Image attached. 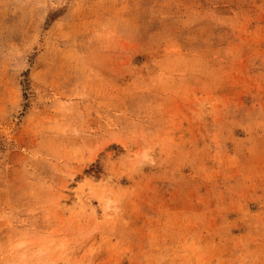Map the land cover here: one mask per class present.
<instances>
[{"label": "rangeland", "instance_id": "rangeland-1", "mask_svg": "<svg viewBox=\"0 0 264 264\" xmlns=\"http://www.w3.org/2000/svg\"><path fill=\"white\" fill-rule=\"evenodd\" d=\"M0 264H264V0H0Z\"/></svg>", "mask_w": 264, "mask_h": 264}, {"label": "bare ground", "instance_id": "bare-ground-1", "mask_svg": "<svg viewBox=\"0 0 264 264\" xmlns=\"http://www.w3.org/2000/svg\"><path fill=\"white\" fill-rule=\"evenodd\" d=\"M81 196V195H80ZM88 199L87 194L83 193V195L81 196L80 200H83V203H85V201ZM110 208V207H109Z\"/></svg>", "mask_w": 264, "mask_h": 264}]
</instances>
